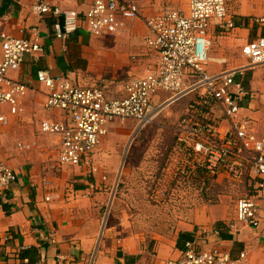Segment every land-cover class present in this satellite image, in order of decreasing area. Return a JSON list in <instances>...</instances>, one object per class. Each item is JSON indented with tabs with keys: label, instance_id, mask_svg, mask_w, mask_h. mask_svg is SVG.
I'll list each match as a JSON object with an SVG mask.
<instances>
[{
	"label": "crops",
	"instance_id": "crops-1",
	"mask_svg": "<svg viewBox=\"0 0 264 264\" xmlns=\"http://www.w3.org/2000/svg\"><path fill=\"white\" fill-rule=\"evenodd\" d=\"M49 1L62 10H75L81 17L91 6V0ZM190 1L138 0L141 19L129 22L125 33L93 36L79 30L68 39H60L54 32L56 17L34 11L35 0H0V49L6 37L31 39L38 35L44 50L38 58L28 54L18 70L9 72L10 78L27 85L21 99L22 111L13 114L8 104L0 105V115L7 119V123L0 121V163L17 175L10 189L0 194V264H164L185 251L188 241L179 240L182 232L191 233L194 238L190 241H197L199 248L217 247L232 259L246 251L247 259L236 264H264V224L260 228L240 226L239 232H232L228 223L235 218L236 209L233 217L221 210H207L172 238L157 235L147 241L144 235L126 230L123 233L113 225L101 232L102 216L110 191L114 190L110 187L112 176L119 171L122 145L118 136L125 137V175L135 171L131 167L137 156L133 146L143 136L134 135L135 121L128 120L125 126H120L119 120L109 124L108 134L94 155L97 172L90 165H64V174L57 178L48 172V152L57 149L60 160L61 142L59 135L43 134L41 124L46 119L64 122L66 116L62 111L46 110L47 88L38 80V71L67 76L81 86L102 85L110 99H122L128 79L148 74L144 72V53L149 48L145 17L175 9L188 12ZM227 7L236 27L223 30L217 21L212 22L211 72L248 64L242 52L244 45L264 38V0H227ZM149 50L155 63L156 54ZM238 80H243L249 90L241 114L261 133L264 65L247 69ZM171 97L170 92L159 91L155 101L165 103L162 111L173 121L175 131L193 95L175 100ZM30 144L34 147L31 150L20 147ZM144 158L138 157L139 170L147 168L141 163ZM166 165L162 170H171ZM195 174L205 175L201 170ZM179 241L184 245L181 248Z\"/></svg>",
	"mask_w": 264,
	"mask_h": 264
},
{
	"label": "built area",
	"instance_id": "built-area-1",
	"mask_svg": "<svg viewBox=\"0 0 264 264\" xmlns=\"http://www.w3.org/2000/svg\"><path fill=\"white\" fill-rule=\"evenodd\" d=\"M33 9L41 16L50 13L56 17L54 32L60 39H68L79 30L93 36L118 35L127 32L129 22L141 19L138 0H91L84 17L75 10L55 7L49 0H35ZM213 21L223 30L236 27L227 0H191L188 12L175 9L145 17V40L156 54L155 64L145 77L126 81L122 99H110L102 85L81 86L67 76L39 70L37 78L47 88L46 110L62 111L66 116L64 122L44 120L41 132L60 136L61 164L90 165L97 172L94 155L111 122L135 121L137 133L163 110L165 103L155 101L159 91L170 92V100L193 95L187 112L175 126L176 141L169 157L189 174L201 170L212 179L251 183L253 192L238 199L236 216L228 223V228L237 233L240 226L260 228L264 224V127L258 133L242 116V102L249 90L243 80H238L247 69L264 65V38L244 45L242 52L248 64L211 72L208 65L213 42L209 29ZM43 52L38 35L31 39L6 37L2 41L0 105L8 104L11 113L22 111L27 85L10 78L9 72L18 70L28 54L38 58ZM0 121L7 123L3 115ZM20 147L34 148L33 144ZM16 180V173L0 163V194ZM246 259V251L232 259L217 247L199 248L197 241H188L181 257L164 264H236Z\"/></svg>",
	"mask_w": 264,
	"mask_h": 264
},
{
	"label": "rangeland",
	"instance_id": "rangeland-1",
	"mask_svg": "<svg viewBox=\"0 0 264 264\" xmlns=\"http://www.w3.org/2000/svg\"><path fill=\"white\" fill-rule=\"evenodd\" d=\"M144 56V72L148 73L155 64L154 55L148 48ZM165 114L161 111L142 132L134 133L136 137L143 136L141 142L133 146L137 156L131 166L135 171L130 176L125 175V137L118 136L117 141L122 145L120 165L110 183L114 190L110 191L102 216V233L113 225L123 233L126 230L144 235L147 241L157 235L172 238L207 210H221L233 217L238 199L253 192L249 181L236 184L189 174L183 172V167L174 158L173 162L168 160L176 133L172 130L173 121ZM132 124L135 126L136 122ZM119 125L125 126V122H119ZM48 155L51 177H62L65 167L58 158L59 151L51 149ZM141 156L145 157L141 161L147 167L145 170L137 168ZM166 163L171 170H162Z\"/></svg>",
	"mask_w": 264,
	"mask_h": 264
},
{
	"label": "trees",
	"instance_id": "trees-1",
	"mask_svg": "<svg viewBox=\"0 0 264 264\" xmlns=\"http://www.w3.org/2000/svg\"><path fill=\"white\" fill-rule=\"evenodd\" d=\"M194 236L191 234V233H188V232H182L180 234V238L179 240L182 241V243L186 242V241H190V240H193ZM182 246H184L183 244H180V241H179V247L181 248Z\"/></svg>",
	"mask_w": 264,
	"mask_h": 264
},
{
	"label": "bare ground",
	"instance_id": "bare-ground-1",
	"mask_svg": "<svg viewBox=\"0 0 264 264\" xmlns=\"http://www.w3.org/2000/svg\"><path fill=\"white\" fill-rule=\"evenodd\" d=\"M113 100V99H112Z\"/></svg>",
	"mask_w": 264,
	"mask_h": 264
}]
</instances>
